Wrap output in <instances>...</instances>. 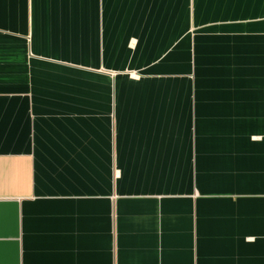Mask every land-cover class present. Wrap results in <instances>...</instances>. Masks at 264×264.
Listing matches in <instances>:
<instances>
[{"label": "crops", "instance_id": "obj_1", "mask_svg": "<svg viewBox=\"0 0 264 264\" xmlns=\"http://www.w3.org/2000/svg\"><path fill=\"white\" fill-rule=\"evenodd\" d=\"M0 264H264V0H0Z\"/></svg>", "mask_w": 264, "mask_h": 264}]
</instances>
